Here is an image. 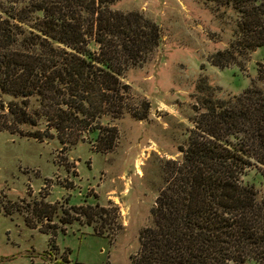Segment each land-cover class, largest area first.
<instances>
[{
	"label": "rangeland",
	"instance_id": "rangeland-1",
	"mask_svg": "<svg viewBox=\"0 0 264 264\" xmlns=\"http://www.w3.org/2000/svg\"><path fill=\"white\" fill-rule=\"evenodd\" d=\"M31 1L0 0V21L12 23ZM111 7L141 13L161 30L159 46L124 73L128 112L92 124L117 127L112 149L95 127L57 132L38 96L23 100L0 88V264H133L140 231L154 225L152 209L168 168L182 160L180 149L205 103L252 86L264 91V46L234 51L222 68L212 63L235 40L240 16L231 7L206 0H116ZM39 14L23 13L28 23ZM12 101L26 106L36 125L18 123ZM243 181L264 198L257 168ZM97 204L108 213L101 216ZM73 206H92L96 215L87 218Z\"/></svg>",
	"mask_w": 264,
	"mask_h": 264
},
{
	"label": "trees",
	"instance_id": "trees-1",
	"mask_svg": "<svg viewBox=\"0 0 264 264\" xmlns=\"http://www.w3.org/2000/svg\"><path fill=\"white\" fill-rule=\"evenodd\" d=\"M115 1L32 0L12 23L0 21L2 92L23 100L38 96L59 133L75 125L95 127L107 150L115 146L117 127L92 124L105 114L120 118L128 112L124 73L161 41L157 23L113 10ZM206 1L240 16L230 48L212 57L215 66H227L234 51L264 46V0ZM23 13L40 14L28 23ZM205 106L188 146L180 149L182 160L168 168L152 209L154 225L140 231L133 264H264V198L243 181L253 167L264 176V91L252 86ZM8 108L18 123L36 125L26 106L12 101ZM96 207L101 216L108 213ZM72 208L87 218L96 215L92 206Z\"/></svg>",
	"mask_w": 264,
	"mask_h": 264
}]
</instances>
